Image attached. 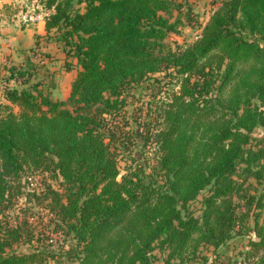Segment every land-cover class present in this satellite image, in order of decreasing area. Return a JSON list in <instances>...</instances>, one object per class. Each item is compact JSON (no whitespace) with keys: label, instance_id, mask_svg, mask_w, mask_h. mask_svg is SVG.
I'll use <instances>...</instances> for the list:
<instances>
[{"label":"trees","instance_id":"1","mask_svg":"<svg viewBox=\"0 0 264 264\" xmlns=\"http://www.w3.org/2000/svg\"><path fill=\"white\" fill-rule=\"evenodd\" d=\"M41 3L48 38L80 69L55 100L12 68L22 86L0 104V264H206L202 245L264 264V0H222L176 47L165 39L194 20L186 2ZM140 90L151 99L128 117Z\"/></svg>","mask_w":264,"mask_h":264},{"label":"rangeland","instance_id":"2","mask_svg":"<svg viewBox=\"0 0 264 264\" xmlns=\"http://www.w3.org/2000/svg\"><path fill=\"white\" fill-rule=\"evenodd\" d=\"M25 2L23 4H20L18 6L17 10L21 9H28L32 5L34 6V0H24ZM41 2V0H38ZM178 2H186L191 5L194 13V20L188 21V19L185 18V16L182 18L183 22L178 26L179 33L171 32L165 39V44L167 47H176L177 44H189L193 43L195 41L201 31L203 26L206 24V22L209 20L211 14L214 12L215 9L218 8L219 4L222 0H176ZM32 6V7H33ZM13 12V10H12ZM174 14L177 15V11H174ZM17 20V19H16ZM174 18L172 19V21ZM20 22V21H19ZM18 22V23H19ZM20 25H23L22 23H19ZM40 41H46V47L47 49L45 51H38L40 53V56L35 58V60L32 61L33 66H25V59L16 60L15 58L11 59V62L9 63L13 67H21V68H29V73L31 74L32 78L30 81V84H38L39 88L44 91V93L49 94L52 99L55 100H66L69 91H70V84L72 82V79L75 76V71H78L80 69L79 65L77 64V60L71 56H67L65 53V58L63 54H60V52L57 51V45L53 39L48 38L47 36ZM41 48L39 46V42L35 43V46L33 49ZM60 48V47H59ZM62 48V47H61ZM64 51V50H62ZM33 52V51H32ZM65 52V51H64ZM3 62H0V79L3 80V83L6 81H9L7 72L6 74H2V71L5 70L3 68ZM7 67V66H5ZM5 75V76H3ZM11 85L13 87L15 86H22L17 79L10 81ZM29 85V84H28ZM26 85V86H28ZM69 90V91H68ZM149 90H140L137 94V97L139 99L136 101L134 98H129V104L126 107L127 116L130 117L131 114H135V112H139L140 108H142V102L146 101L148 102L151 97ZM17 109V108H16ZM143 109V108H142ZM148 113L147 105L144 106V112L143 115H146ZM132 125L136 127L137 125L134 124V120L131 117ZM143 120V119H142ZM144 121V120H143ZM258 135L264 136V130L263 129H257L256 132ZM139 150V147H134V150L132 153ZM140 151V150H139ZM143 151V149L141 150ZM148 153V152H147ZM147 157L151 159L150 153H148ZM152 162V161H150ZM134 162L131 161L130 158L127 156L122 158L120 160V169H121V175L127 172V169L131 167ZM119 176V179L121 177ZM39 179V177H37ZM200 207V203L196 202L192 205L193 209H196ZM45 221H47L51 215L44 216ZM40 220L38 219V215H36L34 218L31 219V222L35 226L36 231H40L41 225L39 224ZM42 237H45L46 235H41ZM50 237H53L57 241V243L62 244L64 242V238L57 237L55 234H50ZM248 241V235H241L237 238H234L229 242L230 244V251L228 252L229 256L236 255L241 251L244 246L247 244ZM55 243V242H54ZM58 244L55 245L57 247ZM27 248V245H20L18 247L19 250H25ZM214 248L209 245H202L200 247L201 256L208 257V263L206 264H228L227 259L225 258V255H222L217 258V254L213 251ZM159 256L158 251H156ZM49 264H56L54 262H50Z\"/></svg>","mask_w":264,"mask_h":264},{"label":"crops","instance_id":"3","mask_svg":"<svg viewBox=\"0 0 264 264\" xmlns=\"http://www.w3.org/2000/svg\"><path fill=\"white\" fill-rule=\"evenodd\" d=\"M24 2V0H0V62H3L4 66L2 67L5 68V70L2 71V74L9 73V81L5 80L3 83V80L0 79V104L9 103L5 97V88L7 86L13 87L10 81H15V79L11 77V71L13 68V66L9 64L11 59L15 58L16 60H20L23 58L25 59L24 65L31 67L33 66L32 61L40 56L38 51H45L47 49L46 41H40V39L43 40L46 36L48 37L45 30V20L38 24L31 25H20L19 20H16V13L22 10H17L18 6ZM36 42H39L41 48L33 49ZM55 43L58 44L57 42ZM62 50L63 48L57 45V51L60 52L58 56L63 54L65 58V52ZM77 72L78 71H75L74 78L76 77ZM74 78L72 79V82ZM72 82L70 84V91Z\"/></svg>","mask_w":264,"mask_h":264},{"label":"built area","instance_id":"4","mask_svg":"<svg viewBox=\"0 0 264 264\" xmlns=\"http://www.w3.org/2000/svg\"><path fill=\"white\" fill-rule=\"evenodd\" d=\"M32 6L16 13L15 17L20 23L24 25L38 24L44 21L49 14L48 10L45 9L43 4L38 0H34V6Z\"/></svg>","mask_w":264,"mask_h":264}]
</instances>
